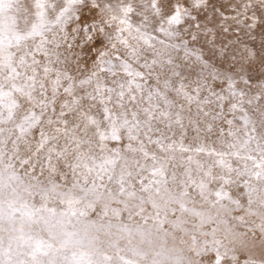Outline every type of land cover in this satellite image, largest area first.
<instances>
[{"label": "snow or ice", "instance_id": "1", "mask_svg": "<svg viewBox=\"0 0 264 264\" xmlns=\"http://www.w3.org/2000/svg\"><path fill=\"white\" fill-rule=\"evenodd\" d=\"M0 264H264V0H0Z\"/></svg>", "mask_w": 264, "mask_h": 264}]
</instances>
